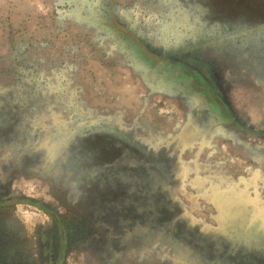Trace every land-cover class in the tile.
Returning a JSON list of instances; mask_svg holds the SVG:
<instances>
[{"label":"rangeland","instance_id":"374dc122","mask_svg":"<svg viewBox=\"0 0 264 264\" xmlns=\"http://www.w3.org/2000/svg\"><path fill=\"white\" fill-rule=\"evenodd\" d=\"M106 18L205 61L243 129L162 88ZM2 181L83 222L64 264H264V0H0Z\"/></svg>","mask_w":264,"mask_h":264},{"label":"flooded vegetation","instance_id":"af4514ba","mask_svg":"<svg viewBox=\"0 0 264 264\" xmlns=\"http://www.w3.org/2000/svg\"><path fill=\"white\" fill-rule=\"evenodd\" d=\"M101 21L96 22L104 29H113L120 34L141 62L146 58L145 63L153 65L149 69L162 88L181 92L197 110L215 118L219 126L231 125L243 129L205 61L195 59L192 54H181L173 59L157 56L155 52L146 51L143 42L135 37L133 31L118 27L108 18ZM24 202L35 205L44 213L46 220L30 221L29 226L19 215H8L7 209L9 211V208ZM29 234L34 235V241ZM84 234L81 220L57 214L40 201L9 195L5 181L1 182L0 264H64L66 254L81 241Z\"/></svg>","mask_w":264,"mask_h":264}]
</instances>
